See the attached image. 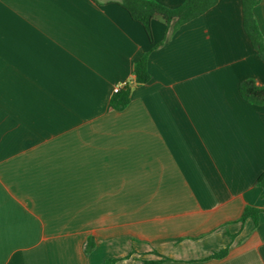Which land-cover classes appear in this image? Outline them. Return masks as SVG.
Segmentation results:
<instances>
[{
	"label": "crops",
	"instance_id": "1",
	"mask_svg": "<svg viewBox=\"0 0 264 264\" xmlns=\"http://www.w3.org/2000/svg\"><path fill=\"white\" fill-rule=\"evenodd\" d=\"M173 25L153 19L152 49L116 2L0 0V264H264V103L240 91L264 61L242 0Z\"/></svg>",
	"mask_w": 264,
	"mask_h": 264
},
{
	"label": "trees",
	"instance_id": "2",
	"mask_svg": "<svg viewBox=\"0 0 264 264\" xmlns=\"http://www.w3.org/2000/svg\"><path fill=\"white\" fill-rule=\"evenodd\" d=\"M99 1V0H95ZM108 2H116L128 11L131 18L139 22L153 48H157L163 44V41L156 43L154 40L152 21L156 16H160L167 24L168 29L172 22H174L173 30H177L183 24L191 21L192 19L203 15L208 9L214 6L218 0H185L180 6L171 8L159 3L156 0H107ZM260 0H242L243 14H244V28L250 38L252 44L258 52L260 58L264 61V36L260 30L259 24L255 17L254 8ZM150 50L143 53L135 65V81L136 83L143 84L151 79L148 71V57ZM240 91L244 99L256 105L264 103V85H258L253 79H246L240 83ZM131 101L130 86H126L119 92L114 93L111 98V106L115 110L125 109ZM257 185L264 187V174L258 180ZM261 208L254 206H246L239 221L244 222L246 219L251 218L255 225L258 224L259 214ZM94 247L93 240H89L88 250ZM228 253V248L214 252L210 258H222ZM171 259L162 256L159 260H147L143 264H159ZM116 259H109L106 264H111Z\"/></svg>",
	"mask_w": 264,
	"mask_h": 264
},
{
	"label": "built area",
	"instance_id": "3",
	"mask_svg": "<svg viewBox=\"0 0 264 264\" xmlns=\"http://www.w3.org/2000/svg\"><path fill=\"white\" fill-rule=\"evenodd\" d=\"M127 85H129V82H125L124 84L114 86V89H113L114 93L119 92L124 86H127Z\"/></svg>",
	"mask_w": 264,
	"mask_h": 264
}]
</instances>
